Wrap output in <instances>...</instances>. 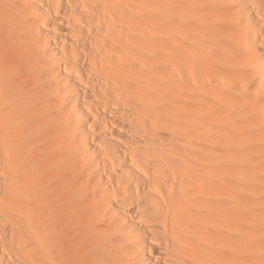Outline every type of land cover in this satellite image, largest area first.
Wrapping results in <instances>:
<instances>
[{
  "label": "bare ground",
  "instance_id": "bare-ground-1",
  "mask_svg": "<svg viewBox=\"0 0 264 264\" xmlns=\"http://www.w3.org/2000/svg\"><path fill=\"white\" fill-rule=\"evenodd\" d=\"M0 264H264V0H0Z\"/></svg>",
  "mask_w": 264,
  "mask_h": 264
}]
</instances>
